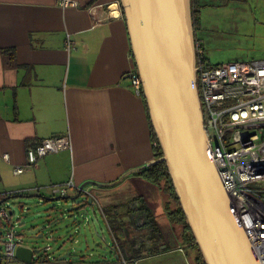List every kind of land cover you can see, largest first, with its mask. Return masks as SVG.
I'll return each instance as SVG.
<instances>
[{
    "label": "crops",
    "instance_id": "crops-1",
    "mask_svg": "<svg viewBox=\"0 0 264 264\" xmlns=\"http://www.w3.org/2000/svg\"><path fill=\"white\" fill-rule=\"evenodd\" d=\"M77 1L0 0V194L46 187L37 195L51 199L49 185L72 179L79 187L71 188L65 201L73 212L84 182L113 183H88L79 200L91 199L87 204L106 220L111 256L118 261L107 252L95 253L96 241L77 221L69 227L74 236L69 246H82L85 236V250L72 248L80 255L78 264H127L126 253L132 264H187L195 251L188 252L181 226L171 222L165 193L139 173L155 159L154 140L146 98L128 76L138 70L121 0ZM117 1L121 10L110 15L108 4ZM67 33L75 41L70 52ZM58 135H69L72 148L49 153L14 174L15 164L28 162V147ZM54 207L48 214L61 210ZM0 226L4 242L1 218Z\"/></svg>",
    "mask_w": 264,
    "mask_h": 264
},
{
    "label": "water",
    "instance_id": "water-1",
    "mask_svg": "<svg viewBox=\"0 0 264 264\" xmlns=\"http://www.w3.org/2000/svg\"><path fill=\"white\" fill-rule=\"evenodd\" d=\"M191 4V0H121L150 118L163 148L161 157L139 168L166 162L207 264H261L208 155L209 137L197 87ZM88 183L113 184L84 182L73 198L78 205L73 208L75 217L69 226L88 219L87 210L82 209L91 199L83 203L79 200ZM76 226L84 231V225ZM73 247L85 250V236L82 246L71 245L62 257L71 254ZM47 250L48 247L20 244L16 258L30 263L35 253Z\"/></svg>",
    "mask_w": 264,
    "mask_h": 264
},
{
    "label": "built area",
    "instance_id": "built-area-1",
    "mask_svg": "<svg viewBox=\"0 0 264 264\" xmlns=\"http://www.w3.org/2000/svg\"><path fill=\"white\" fill-rule=\"evenodd\" d=\"M59 3L79 5L77 0H59ZM119 10V1L108 4L110 15ZM194 46L197 87L209 137L208 155L232 199L260 263L264 264V59L211 63L205 54L202 40L195 38ZM74 47L75 41L67 33L65 49L70 52ZM128 76L135 92L141 95L143 81L140 73L131 71ZM69 148H72L69 135L43 138L35 146L27 148L28 162L15 164L13 172L20 174L39 158ZM4 157L9 159L7 153ZM253 182L258 183V186H253ZM73 187L78 188L79 185L70 179L49 185L47 189L52 194L65 196L69 188ZM10 194H0V218L5 219L6 227L4 256L13 260L22 242L19 224L13 218L14 212L7 202ZM34 262L46 264L43 260Z\"/></svg>",
    "mask_w": 264,
    "mask_h": 264
},
{
    "label": "rangeland",
    "instance_id": "rangeland-1",
    "mask_svg": "<svg viewBox=\"0 0 264 264\" xmlns=\"http://www.w3.org/2000/svg\"><path fill=\"white\" fill-rule=\"evenodd\" d=\"M202 2L204 5L199 13L196 30L192 7L191 20L194 33L201 38L205 54L211 63L264 59V0H202ZM252 185L258 186V183L253 182ZM43 189L46 187H30L26 191H20L19 195L7 199L14 212L13 218L17 219L19 224L20 241L32 246L48 247L49 258L40 257L44 252L35 254L36 260H44L46 264H78L80 259L74 258L76 254L71 253L62 257L70 247L69 224L75 217L72 210L68 209L69 199L65 201L58 194L48 195L52 197L51 199H40L42 196L37 194ZM69 192L70 195L73 194L71 188ZM53 205L54 208H59L60 205L61 210L53 215L48 214L49 207ZM82 210H87L88 217L82 222L90 231V237L96 241L92 247L93 251L107 252L110 260L118 261L116 254L111 256L113 236L106 225V220L101 218L92 205H87ZM1 220L5 231V219ZM187 250L193 254L192 246H188ZM126 255L129 260L127 264H132L129 255L127 253ZM194 263L195 255L191 262L187 260V264ZM0 264L35 262L27 263L17 258L8 260L4 256V244L0 241Z\"/></svg>",
    "mask_w": 264,
    "mask_h": 264
},
{
    "label": "trees",
    "instance_id": "trees-1",
    "mask_svg": "<svg viewBox=\"0 0 264 264\" xmlns=\"http://www.w3.org/2000/svg\"><path fill=\"white\" fill-rule=\"evenodd\" d=\"M192 8H193V22H194V28L197 29L198 19H199V13L201 12V7L204 5L202 0H191ZM124 15V13H123ZM125 17V15H124ZM196 36V35H195ZM199 36H196V38ZM201 40V38L199 37ZM6 50V49H4ZM9 51V50H8ZM6 51V52H8ZM132 52V49H131ZM134 59V56H133ZM136 67V65H135ZM137 70V68H136ZM142 96L145 97L144 92L142 93ZM146 102V108H147V114L149 118V122L152 129V136L154 140V158L157 159L163 155V148L160 144V141L156 135V132L154 130L151 118H150V112L149 107ZM140 174L145 176L150 181H153L157 184H159L163 190V192L166 195V201L165 206L167 209V213L169 215V218L173 224L180 225L181 226V241L185 246H192V248L195 251V261L197 264H207L204 260V257L202 255L201 249L199 245L195 241V236L193 234V231L191 227L188 224L187 218L185 216V213L182 209V206L180 204L178 195L176 193V190L173 186L171 175L168 169V166L165 161H160L155 164H152L150 166L144 167L139 171ZM19 194V192H11L10 195H8V198L11 196H15ZM64 200L67 199V195L60 196ZM82 202V201H81ZM150 222V221H149ZM155 224V223H153ZM69 238L71 240H74V236L70 235ZM36 260V259H35ZM34 260V261H35Z\"/></svg>",
    "mask_w": 264,
    "mask_h": 264
},
{
    "label": "flooded vegetation",
    "instance_id": "flooded-vegetation-1",
    "mask_svg": "<svg viewBox=\"0 0 264 264\" xmlns=\"http://www.w3.org/2000/svg\"><path fill=\"white\" fill-rule=\"evenodd\" d=\"M82 203H83V201H82Z\"/></svg>",
    "mask_w": 264,
    "mask_h": 264
}]
</instances>
